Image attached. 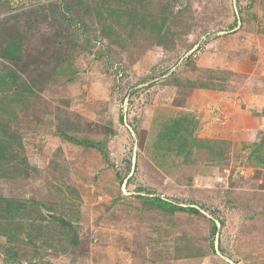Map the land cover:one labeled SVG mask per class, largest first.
I'll list each match as a JSON object with an SVG mask.
<instances>
[{
    "label": "rangeland",
    "instance_id": "obj_1",
    "mask_svg": "<svg viewBox=\"0 0 264 264\" xmlns=\"http://www.w3.org/2000/svg\"><path fill=\"white\" fill-rule=\"evenodd\" d=\"M0 264H264V0H0Z\"/></svg>",
    "mask_w": 264,
    "mask_h": 264
},
{
    "label": "trees",
    "instance_id": "obj_2",
    "mask_svg": "<svg viewBox=\"0 0 264 264\" xmlns=\"http://www.w3.org/2000/svg\"><path fill=\"white\" fill-rule=\"evenodd\" d=\"M162 207H165L166 209H173L174 207L170 203H160ZM190 212L196 213L197 211L194 209H189Z\"/></svg>",
    "mask_w": 264,
    "mask_h": 264
}]
</instances>
